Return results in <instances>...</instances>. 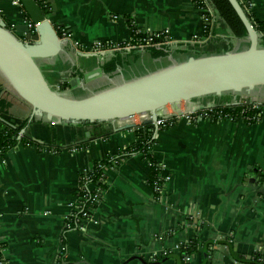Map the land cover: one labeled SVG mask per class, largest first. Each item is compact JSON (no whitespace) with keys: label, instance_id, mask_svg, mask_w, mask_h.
Here are the masks:
<instances>
[{"label":"crops","instance_id":"0c3cea01","mask_svg":"<svg viewBox=\"0 0 264 264\" xmlns=\"http://www.w3.org/2000/svg\"><path fill=\"white\" fill-rule=\"evenodd\" d=\"M48 1H53L48 3L49 21L70 38L64 52L38 64L48 83L66 85L62 91L67 93L78 94L93 84L100 86L97 92L169 63L154 59L149 50L128 48L133 47V29L142 35L167 34L175 59L248 46L247 39H237L215 10L213 38L192 44L203 29V13L193 0ZM251 1L253 19L264 24V0ZM0 17L10 28L27 22L16 0H0ZM98 44L125 47L104 52L107 55L92 54ZM115 56L123 65L112 76L103 67ZM72 79L78 81L76 87H70ZM0 85L2 98L11 104L5 118L16 125L28 120L31 110L1 75ZM263 96L264 89H259L245 97L262 104ZM220 100L232 99L213 98L216 103ZM262 117L254 125L177 120L168 129L155 130L151 153L170 177L161 198L149 185V163L140 155L122 153L139 142L136 128L118 131L114 123L36 120L29 126L31 136L63 151L19 146L0 159L4 262L185 264L181 248L197 241L199 250L189 264H250L235 255L250 260L256 253L264 254V197L256 192L264 182ZM75 146L79 148L72 152ZM108 157L116 161L106 171V188L95 208L93 217L99 225L87 221L83 229L69 230V219L79 204L81 176Z\"/></svg>","mask_w":264,"mask_h":264},{"label":"water","instance_id":"95a60500","mask_svg":"<svg viewBox=\"0 0 264 264\" xmlns=\"http://www.w3.org/2000/svg\"><path fill=\"white\" fill-rule=\"evenodd\" d=\"M227 1L247 31L248 46L245 49L217 54H186L181 56V61L169 55L164 58L169 61L164 67L128 81L113 82L106 89L75 98L52 87L38 64L39 60L51 59L64 52L66 44L49 21L50 12L42 9L35 0H19L26 13L24 25L10 28L0 17V75L11 92L31 110L28 125L20 138L24 136L43 145V141L29 132V126L40 119L70 125H98L150 115L151 118L141 124L154 127L159 114L169 105L194 102L196 110L217 108L225 104L214 102V97L228 94L251 96L264 89V47L259 33L240 2ZM32 28H35L34 33ZM18 34L24 38H19ZM77 85L76 79L70 81V87ZM236 104L240 103L226 105ZM161 117L169 119L176 115ZM2 121L5 120L0 117V125ZM135 127V124H126L117 130ZM256 192L264 197V182Z\"/></svg>","mask_w":264,"mask_h":264},{"label":"trees","instance_id":"16d2710c","mask_svg":"<svg viewBox=\"0 0 264 264\" xmlns=\"http://www.w3.org/2000/svg\"><path fill=\"white\" fill-rule=\"evenodd\" d=\"M208 3L215 9L217 15L223 20L226 25L229 27L230 31L233 35L240 40L247 39V31L238 18L235 11L232 9L227 0H208ZM24 10V9H23ZM46 12L49 11L48 7L44 8ZM25 13V11H24ZM253 27L260 34H263L264 41V24L253 19V15L246 12ZM26 15V13H25ZM60 28L58 31H60ZM133 42L138 38L144 37L145 35L137 34L135 30L132 31ZM151 56L154 59H164L171 55L172 50L169 46H165L162 49H148ZM123 65V60L120 56H115L109 63H107L103 70L105 73L113 76L116 70ZM66 85H62V89H64ZM4 92V88L0 85V117L5 121L1 122L0 125V159L10 150L15 149L19 146L24 147H36L39 151H43L48 149L49 151L61 152L63 151L62 147L52 145V144H43L40 145L38 143L33 142L32 140L26 139L24 136H21V132L28 125V120L23 121L19 125L13 124L9 122L5 117L8 115V109L11 107L10 102H7L2 98ZM256 102L251 101L250 103H241L230 106H222L217 107L215 110L223 111L225 114L230 115H250L253 116L254 111H252V107L256 105ZM261 107L264 108V103L261 104ZM7 121L9 123H7ZM168 122H176L174 119L169 120ZM86 125V124H85ZM169 124H167L163 129H168ZM136 132L139 134L141 138L140 142L133 144L131 147L123 150V154L127 155H140L143 157L145 161L151 164L150 166V176H149V185L153 189L155 186L159 184L158 178L160 174V169L158 163L154 160L151 150L152 146L155 143L153 138V134L155 132V128L150 125H142L136 127ZM79 148L78 146L71 147L70 150ZM114 157H108L107 159L97 163L95 167L89 171L88 173L81 176L79 197L84 201V206L82 207V211L76 213V218L69 219L68 225L69 230L76 229L79 227V223L77 219L84 218L83 214L87 213L88 215H93L95 213L96 205L94 203L96 191L100 190L103 192L106 188V171L114 166L115 163ZM92 185L94 189L89 191V186ZM103 194V193H102ZM102 194L98 196V199H102ZM68 231H66L67 233ZM5 248L4 244L0 243V264L4 262L3 250ZM199 250V245L197 241H190L185 244L181 248V258L185 260L188 257H193ZM167 255L166 257H168ZM238 260L248 262L250 264H264V255L262 253H256L250 260H247L245 257H241L240 255H235ZM158 262V261H157ZM160 262V261H159ZM186 262V261H185ZM156 264V263H154ZM159 264V263H157ZM185 264H189L186 262Z\"/></svg>","mask_w":264,"mask_h":264},{"label":"built area","instance_id":"2783aa9c","mask_svg":"<svg viewBox=\"0 0 264 264\" xmlns=\"http://www.w3.org/2000/svg\"><path fill=\"white\" fill-rule=\"evenodd\" d=\"M19 3V0H16ZM37 4L40 5L42 9L48 7V0H35ZM241 4V6L244 8L246 12L249 14H252L253 11V3L251 0H238ZM194 4L199 8L203 13V29L202 33L200 35H197L193 37L191 43L192 44H202L203 42H207L208 40H211L213 38V28L216 23L217 15L214 13V8L208 3V0H193ZM20 4V3H19ZM32 33H34L35 28L31 29ZM61 35V39L64 41L69 40V35L64 29H61L59 31ZM260 37V43L264 44L263 41V34H259ZM172 44L169 36L165 33H151V34H145L144 37L138 38L133 43V47L128 48H136L140 50H148V49H162L165 46H169ZM125 45H115V44H98L96 45L91 53H104V52H113V51H120L123 50ZM62 90L61 87H57ZM232 100H220L219 103L225 104L223 106H230L226 104H233V103H247V98L245 96H242L241 99L238 98V96H231ZM222 107V106H221ZM216 108H204L200 110H196V104L194 102H181L176 105H169L167 106L159 115V119L155 123V130L158 131L160 129H163L167 124H169V127H172L175 125L177 120H185L189 123H200L203 121L209 122V123H218L222 121H230V122H243L247 125H254L261 121L262 116L264 115V108L261 107L260 104H256L252 107V111H254L253 116L250 115H230L225 114L223 111L215 110ZM164 115H176V117L164 119L161 116ZM151 118L150 115H143V116H133L130 119H127L125 121L118 120L114 124L116 125V128L124 126L126 124H135L136 127L142 126L141 122L145 119ZM174 119L176 122H168L169 120ZM135 127V128H136ZM141 141V138L139 142ZM72 152H77V148L72 149ZM159 165V164H158ZM149 166L151 164L149 163ZM160 174L158 178L159 184L155 186V189L153 188V191L157 198H161L164 196L165 193V187L167 182L170 181V177L163 172L164 167L159 165ZM94 189L92 185L89 186V191ZM81 190V187H80ZM103 192L100 190L96 191L95 199L93 200L95 205H97L100 200L98 199V196L101 195ZM79 204L77 205V208L74 209L70 219L76 218V213L82 211V207L84 206V201L79 197ZM84 218L77 219V222L79 223V227L83 229L84 224L87 221H93L95 225H99L98 220H94V214L88 215L87 213L83 214ZM263 254V253H262ZM264 255V254H263ZM186 262L190 263L191 257H188L185 259ZM264 261V260H263ZM2 264H6V262H2Z\"/></svg>","mask_w":264,"mask_h":264},{"label":"rangeland","instance_id":"374dc122","mask_svg":"<svg viewBox=\"0 0 264 264\" xmlns=\"http://www.w3.org/2000/svg\"><path fill=\"white\" fill-rule=\"evenodd\" d=\"M261 46L262 47H264V44H261ZM182 59H176V61H181ZM61 92H63V91H61ZM67 94V96H71V97H75V98H82V97H84V96H86V95H88L89 93H66ZM225 96H230L231 97V95H225ZM264 97V96H263ZM264 116V115H263ZM263 118V117H262Z\"/></svg>","mask_w":264,"mask_h":264},{"label":"flooded vegetation","instance_id":"af4514ba","mask_svg":"<svg viewBox=\"0 0 264 264\" xmlns=\"http://www.w3.org/2000/svg\"><path fill=\"white\" fill-rule=\"evenodd\" d=\"M98 87H100V86L99 85H95V84H93V85H87L83 90H81V92L82 93H89L90 94V93L94 92V90L96 92V90H98Z\"/></svg>","mask_w":264,"mask_h":264}]
</instances>
